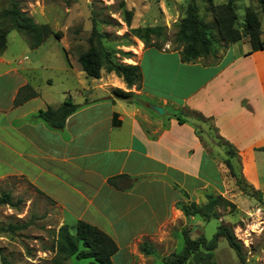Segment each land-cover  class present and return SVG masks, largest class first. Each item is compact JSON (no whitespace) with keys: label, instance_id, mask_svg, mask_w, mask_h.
Returning <instances> with one entry per match:
<instances>
[{"label":"crops","instance_id":"1","mask_svg":"<svg viewBox=\"0 0 264 264\" xmlns=\"http://www.w3.org/2000/svg\"><path fill=\"white\" fill-rule=\"evenodd\" d=\"M140 42L124 46L130 56L123 61L140 66V87L129 89L123 77L103 69L78 101L70 90L45 97L31 81L32 66L17 68L0 55V181L25 179L58 208L59 228L83 220L105 231L118 245L113 264H151L176 251L189 219L182 205L205 204L213 193L235 203L226 153L212 154L184 110L211 120L238 151L233 161L247 183L264 196V48L253 51L244 38L183 62L180 49ZM26 84L37 94L17 105ZM114 88L133 97H116ZM67 93L82 106L62 129L33 116L61 105ZM151 104L161 105L164 114ZM123 174L132 181L109 182ZM210 254L195 264H216Z\"/></svg>","mask_w":264,"mask_h":264},{"label":"rangeland","instance_id":"2","mask_svg":"<svg viewBox=\"0 0 264 264\" xmlns=\"http://www.w3.org/2000/svg\"><path fill=\"white\" fill-rule=\"evenodd\" d=\"M11 1L0 0V29L5 28L2 9L9 7ZM17 1L21 9L37 23L49 24L53 32L58 31L61 37L56 38L52 34L39 47L33 48L26 34L16 29L8 30L7 48L3 57L12 61L17 68L32 66L31 81L45 97L58 98L64 90H70L75 101L83 99V87L96 84L95 78L86 76L84 72L83 74L79 72V77L77 74L78 70L83 71L78 56L89 46L94 19L97 21L98 30L104 35V45L112 51L115 60L123 62L130 56V53L124 50V46H132L138 40L142 41L132 34L131 28L127 25L125 9L133 13L132 27H163V35L159 38L153 37L152 41L157 40L163 50H174L180 49L175 42V35L189 2V0ZM226 1L196 0L200 16L208 24L219 51L222 50L223 43L210 4ZM234 2L238 13L236 22L238 27L244 28L247 7L250 6L258 11L264 29V15L258 0ZM69 64L75 66L77 71L67 69L70 67ZM69 95L67 93L68 98ZM183 113L194 119L203 142L215 157L221 156L220 150L226 153L221 144L223 140L216 133L211 120L197 112L184 110ZM261 172H264L263 167ZM226 178L229 180L230 193L235 194L236 206L234 208L219 206L220 217L210 221H204L200 215L188 216L184 231H188L194 238L202 235L201 231H204V235L211 239L219 225H227L233 229L237 239L242 243L244 264H264V196L257 190L252 193L254 188L252 186L250 188L246 182L237 184V179L229 173ZM240 186L246 188L242 190ZM4 193L10 194L11 204L0 205V264H55L53 258L56 234L59 230L58 208L23 178L11 177L0 181V196ZM213 195L217 196L214 193ZM12 225L21 227L12 230L10 227ZM177 238L178 247L174 252L180 253L185 248V236L180 233ZM199 251L203 255L212 253L208 258L216 264H243L224 237L219 240L215 251L206 249ZM197 252L192 254L185 264H195L196 257L201 259L203 255L196 256ZM3 256L8 262H4ZM88 261L73 256L61 264H81ZM151 264H163V261L155 259Z\"/></svg>","mask_w":264,"mask_h":264},{"label":"trees","instance_id":"3","mask_svg":"<svg viewBox=\"0 0 264 264\" xmlns=\"http://www.w3.org/2000/svg\"><path fill=\"white\" fill-rule=\"evenodd\" d=\"M262 13L264 15V0H258ZM210 9L214 14L220 40L224 45L235 43L248 38L251 43L252 50L264 48V29L263 21L259 17V13L253 7H247L245 26L240 28L236 22L238 19L237 8L234 0H227L220 4H210ZM3 21L5 28L0 29V55L7 48L8 30L16 29L28 36L30 45L33 48L39 47L52 34L56 38L61 35L58 31L53 32L49 24L37 23L32 16L23 11L17 0H12L9 7L2 9ZM132 11L125 9V21L131 28L133 35L141 39L146 47H156L161 49L160 43L152 41L153 37L159 38L163 35L164 28L161 26L132 27ZM103 33L97 28V21L94 19L93 28L89 37V46L86 50L79 53L78 61L86 76L99 78L101 71L105 69L108 72H115L118 76L123 77L127 87L131 89L133 86L140 87L142 82V72L138 64L119 62L114 59V55L103 43ZM175 42L180 48L181 60L183 62H195L200 58H205L217 53L216 39L212 36L209 26L200 16L199 8L196 0H189L185 14L179 21ZM112 93L116 97L130 98L133 96L132 91H126L121 88H114ZM37 92L30 84H26L20 88L15 104H21L28 98L36 95ZM82 104L73 102L70 98L57 106H49L46 109H40L33 114L35 118L47 122L56 129H62L65 126L67 118L74 113ZM221 143L225 150L227 158L225 165L229 169V174L237 179V184L246 182L241 173L239 165H235L233 159L238 156L236 148L223 139ZM264 150V147L261 148ZM121 178L132 181L129 175L123 174L110 179V183L119 186L118 180ZM130 183V182H129ZM245 184V185H246ZM247 186V185H246ZM242 190L245 186H240ZM252 193H255L252 189ZM1 204H11L9 193L0 196ZM234 208L236 205L222 195H207V202L199 205L195 202L182 205V210L187 216L200 215L204 221L218 219L220 217L218 207ZM26 225H22L24 227ZM12 230L21 226H10ZM6 229V228H5ZM185 248L182 252H173L163 259V264H185L195 252L206 249L214 251L218 247L219 240L226 238L229 245L236 251L239 259L244 264L245 257L243 255L242 243L237 239L233 229L227 225L221 224L211 239L205 235L192 238L188 231H185ZM118 251L116 241L105 231L99 227L79 220L74 227L63 225L56 234L55 241V257L53 262L61 264L73 256L79 259H88L89 261L81 264H113L112 256ZM4 262H8L6 257H2Z\"/></svg>","mask_w":264,"mask_h":264},{"label":"water","instance_id":"4","mask_svg":"<svg viewBox=\"0 0 264 264\" xmlns=\"http://www.w3.org/2000/svg\"><path fill=\"white\" fill-rule=\"evenodd\" d=\"M153 111H155L157 114L163 115L164 114V109L161 105L159 104H151L149 106Z\"/></svg>","mask_w":264,"mask_h":264},{"label":"bare ground","instance_id":"5","mask_svg":"<svg viewBox=\"0 0 264 264\" xmlns=\"http://www.w3.org/2000/svg\"><path fill=\"white\" fill-rule=\"evenodd\" d=\"M140 46H142V42H140Z\"/></svg>","mask_w":264,"mask_h":264}]
</instances>
